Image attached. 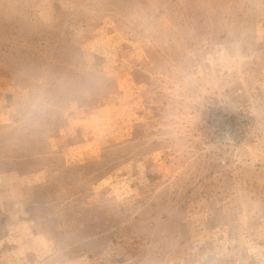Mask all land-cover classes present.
Returning a JSON list of instances; mask_svg holds the SVG:
<instances>
[{"label":"rangeland","instance_id":"374dc122","mask_svg":"<svg viewBox=\"0 0 264 264\" xmlns=\"http://www.w3.org/2000/svg\"><path fill=\"white\" fill-rule=\"evenodd\" d=\"M0 264H264V0H0Z\"/></svg>","mask_w":264,"mask_h":264}]
</instances>
